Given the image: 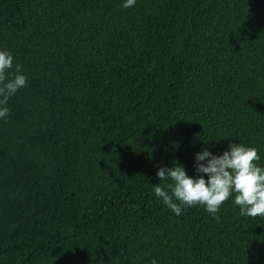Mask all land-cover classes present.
<instances>
[{"label": "trees", "instance_id": "obj_1", "mask_svg": "<svg viewBox=\"0 0 264 264\" xmlns=\"http://www.w3.org/2000/svg\"><path fill=\"white\" fill-rule=\"evenodd\" d=\"M120 4L0 0L28 81L0 121V264H264V217L177 216L151 185L230 142L264 166V0Z\"/></svg>", "mask_w": 264, "mask_h": 264}, {"label": "clouds", "instance_id": "obj_2", "mask_svg": "<svg viewBox=\"0 0 264 264\" xmlns=\"http://www.w3.org/2000/svg\"><path fill=\"white\" fill-rule=\"evenodd\" d=\"M135 4L136 0H121L120 6L128 9ZM27 82L21 66L13 65L12 53L0 48V121L9 116V98L26 87ZM259 160L256 148L240 142H230L219 155L202 147L194 154L196 176H189L176 161L171 167H158L159 183L151 184L152 195L177 216L183 208L203 206L210 216L219 219L216 214L220 206L231 197L240 216L264 217V166ZM150 264L158 261L153 258Z\"/></svg>", "mask_w": 264, "mask_h": 264}]
</instances>
